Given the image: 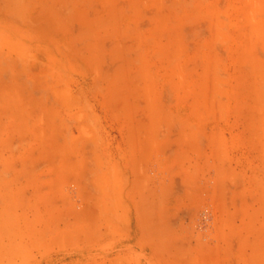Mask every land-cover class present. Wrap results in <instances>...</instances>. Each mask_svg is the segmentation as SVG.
I'll return each mask as SVG.
<instances>
[{"label":"rangeland","instance_id":"rangeland-1","mask_svg":"<svg viewBox=\"0 0 264 264\" xmlns=\"http://www.w3.org/2000/svg\"><path fill=\"white\" fill-rule=\"evenodd\" d=\"M27 2L50 21L0 35L47 49L49 74L14 66L0 98V264L263 248L262 0H117L92 28L85 0Z\"/></svg>","mask_w":264,"mask_h":264},{"label":"crops","instance_id":"crops-1","mask_svg":"<svg viewBox=\"0 0 264 264\" xmlns=\"http://www.w3.org/2000/svg\"><path fill=\"white\" fill-rule=\"evenodd\" d=\"M108 3L117 4V0H85L86 14L91 15L90 19H86L88 22L87 28H92L95 25V14L98 10V5L104 10H107ZM39 4H35L36 6H29L30 4H28L27 0H0V26L4 25L11 27L10 22L12 24H46V21H50V18H43L46 12V6ZM261 5V9H264V0H262ZM33 11L35 12L32 14ZM34 17L36 21H34ZM12 38V36L9 38L6 35H0L1 99L12 92L14 84L16 86L20 85L19 78L20 74H23V72L25 78L28 77L27 75L30 72L32 74L38 72L41 75L49 74L48 62L50 61L49 51L47 49L42 47L38 51L31 49L24 50L23 48H18V46L14 44ZM32 63L38 66V71L32 69ZM20 65L24 66V68H22L23 72H19L17 67H14ZM10 123H12V121L0 117V140L10 138L9 136L12 128L10 125H7ZM7 153V150L0 148V154ZM136 264H166V262L163 263L159 261L156 263L152 258H145L142 261L139 260ZM186 264H264V247L256 249L255 251L250 247H246V245L237 248L235 243H222L218 237H214L209 239L207 243L198 244L196 258L187 260Z\"/></svg>","mask_w":264,"mask_h":264}]
</instances>
